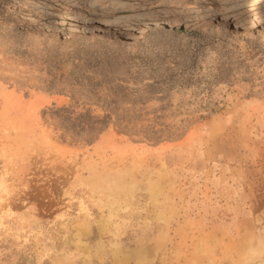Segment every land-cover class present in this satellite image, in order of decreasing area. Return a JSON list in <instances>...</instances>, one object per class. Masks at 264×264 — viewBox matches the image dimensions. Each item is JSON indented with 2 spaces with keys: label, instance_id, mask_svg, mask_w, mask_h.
Instances as JSON below:
<instances>
[{
  "label": "rangeland",
  "instance_id": "374dc122",
  "mask_svg": "<svg viewBox=\"0 0 264 264\" xmlns=\"http://www.w3.org/2000/svg\"><path fill=\"white\" fill-rule=\"evenodd\" d=\"M0 264H264V0H0Z\"/></svg>",
  "mask_w": 264,
  "mask_h": 264
},
{
  "label": "trees",
  "instance_id": "16d2710c",
  "mask_svg": "<svg viewBox=\"0 0 264 264\" xmlns=\"http://www.w3.org/2000/svg\"><path fill=\"white\" fill-rule=\"evenodd\" d=\"M105 124H106V122L96 121V122H93L92 124L88 125L87 129H85L84 131L88 132L89 136L92 137L99 130H102V127H104Z\"/></svg>",
  "mask_w": 264,
  "mask_h": 264
},
{
  "label": "bare ground",
  "instance_id": "6f19581e",
  "mask_svg": "<svg viewBox=\"0 0 264 264\" xmlns=\"http://www.w3.org/2000/svg\"><path fill=\"white\" fill-rule=\"evenodd\" d=\"M175 28L178 29V27H175ZM165 37H167V36H165ZM165 37H164V38H165Z\"/></svg>",
  "mask_w": 264,
  "mask_h": 264
}]
</instances>
